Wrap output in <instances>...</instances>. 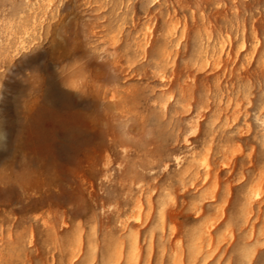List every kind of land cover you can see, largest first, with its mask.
Instances as JSON below:
<instances>
[{
	"label": "rangeland",
	"instance_id": "1",
	"mask_svg": "<svg viewBox=\"0 0 264 264\" xmlns=\"http://www.w3.org/2000/svg\"><path fill=\"white\" fill-rule=\"evenodd\" d=\"M0 80V264H264V0H0Z\"/></svg>",
	"mask_w": 264,
	"mask_h": 264
},
{
	"label": "clouds",
	"instance_id": "2",
	"mask_svg": "<svg viewBox=\"0 0 264 264\" xmlns=\"http://www.w3.org/2000/svg\"><path fill=\"white\" fill-rule=\"evenodd\" d=\"M93 52L84 45L83 51L79 54L71 55V58L64 62L53 65V71L57 74L61 88L66 91H71L78 96H87L89 89L96 81L98 71L104 70L102 58L95 56L90 58ZM30 74V73H29ZM45 80L40 79V84L37 87L44 86ZM3 80H0V93L3 91ZM3 96L0 95V101ZM21 124V121H20ZM3 116L0 115V154H5L6 157L16 156L17 160L23 159V153L20 147L21 129L13 136ZM0 170L6 171L3 168Z\"/></svg>",
	"mask_w": 264,
	"mask_h": 264
},
{
	"label": "bare ground",
	"instance_id": "3",
	"mask_svg": "<svg viewBox=\"0 0 264 264\" xmlns=\"http://www.w3.org/2000/svg\"><path fill=\"white\" fill-rule=\"evenodd\" d=\"M52 103V102H51ZM54 103V102H53ZM55 104V103H54Z\"/></svg>",
	"mask_w": 264,
	"mask_h": 264
}]
</instances>
